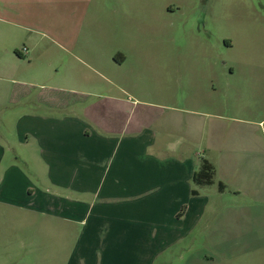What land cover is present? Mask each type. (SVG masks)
<instances>
[{"label":"crops","instance_id":"obj_1","mask_svg":"<svg viewBox=\"0 0 264 264\" xmlns=\"http://www.w3.org/2000/svg\"><path fill=\"white\" fill-rule=\"evenodd\" d=\"M100 98L78 111L19 110L24 152L0 139L2 215L20 217L23 230L32 220L40 244L64 245V264H264L263 120L180 107L174 96ZM203 159L215 174L196 184Z\"/></svg>","mask_w":264,"mask_h":264},{"label":"rangeland","instance_id":"obj_2","mask_svg":"<svg viewBox=\"0 0 264 264\" xmlns=\"http://www.w3.org/2000/svg\"><path fill=\"white\" fill-rule=\"evenodd\" d=\"M108 94L174 96L180 107L241 116L249 109L264 128V0H0V139L13 155L24 152L21 108L66 112L54 105L68 102L78 111ZM200 95L216 106L196 105ZM15 217L0 211V224H11L0 226V264H64V245L49 236L40 244L33 221L23 230Z\"/></svg>","mask_w":264,"mask_h":264},{"label":"trees","instance_id":"obj_3","mask_svg":"<svg viewBox=\"0 0 264 264\" xmlns=\"http://www.w3.org/2000/svg\"><path fill=\"white\" fill-rule=\"evenodd\" d=\"M17 53L19 54L18 50ZM214 174V166L207 159H203L199 170L194 174V182L196 184H209L212 182Z\"/></svg>","mask_w":264,"mask_h":264},{"label":"built area","instance_id":"obj_4","mask_svg":"<svg viewBox=\"0 0 264 264\" xmlns=\"http://www.w3.org/2000/svg\"><path fill=\"white\" fill-rule=\"evenodd\" d=\"M25 50H27V49L25 48Z\"/></svg>","mask_w":264,"mask_h":264}]
</instances>
